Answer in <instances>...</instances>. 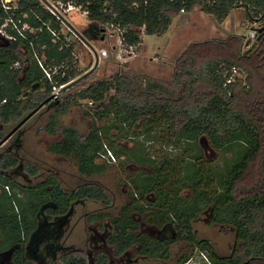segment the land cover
I'll use <instances>...</instances> for the list:
<instances>
[{
    "label": "trees",
    "instance_id": "trees-1",
    "mask_svg": "<svg viewBox=\"0 0 264 264\" xmlns=\"http://www.w3.org/2000/svg\"><path fill=\"white\" fill-rule=\"evenodd\" d=\"M54 1L72 2L88 12L90 26L82 37L102 40L108 28H120L122 44L136 51L143 48V34H165L182 13L200 10L224 22L235 11L243 10L248 20L260 22V27L254 29L253 40L245 35H232L189 44L176 60L171 81L116 74L93 82L76 96L71 93L76 85L68 86L81 76L74 65V45L53 35V31H60L61 20L40 0H17V8L11 11H6L0 3V25L12 15L17 22L21 21L20 27L26 24L33 30L32 33L24 29L23 37L7 29L8 35L18 43L8 49L0 48V61L5 63L3 78L10 85L8 93L0 94V103L6 100L0 106V118L9 124L22 122L51 98L53 87L67 86L62 96L51 103L58 105V116L79 106L80 97L92 103L86 114L93 120V126L84 136L74 128L65 129L63 142L54 146L52 152L72 155L80 173L87 177L100 175L107 169L102 159L105 146L116 157L131 155L134 163L147 167L148 171L135 174L129 181L133 188L132 212L144 216L148 223L174 229L177 238L138 237V226L131 215L124 214L120 219L110 216L100 231L108 238L107 244L115 249L116 257L128 259V250L137 244L141 246V255L168 261L171 244L184 241L192 249L207 252L212 264H264V0ZM13 2L10 6H14ZM246 46L250 48L246 50ZM35 54L44 59L43 65L53 74L59 67L52 82L35 61ZM25 60L30 67L26 77L21 78L22 69L14 70L12 66ZM99 122L106 125L99 126ZM56 123L51 122L49 133L59 130ZM142 138V143L134 142V149H127V140ZM125 140L127 143H123ZM148 141L170 147L172 153L148 156L144 148ZM207 143L213 149L234 152L232 162L222 166L206 162L202 145ZM15 146L20 149L21 141H16ZM238 153L239 157L235 158ZM9 162L13 167L17 164L14 157ZM29 170L34 176L39 171L36 167ZM6 184L13 188L12 195L6 193L10 211L16 209L15 203L21 210L9 214L0 198V232L11 245L23 243L24 235L26 241L33 239L30 248H35L37 242L45 244V255L29 256L40 259L41 264H45L48 256H54L52 252L50 255L51 226L57 232V250H66L59 241L73 206L85 200L111 203L103 188L95 184L65 191L50 179L47 185L52 190L30 188L25 191L23 202L14 190L15 182L10 180ZM150 192L157 201L154 213L145 215L146 196ZM208 210L216 224L232 227L236 233L229 256L219 255L211 241L196 236L194 220ZM93 219L96 221L101 216ZM91 241L96 243L95 250L100 248L97 234ZM189 255H183L178 262H185ZM19 260V264H34L22 257ZM63 261L64 264H117L102 253L94 257L93 251L85 256L70 253L64 255Z\"/></svg>",
    "mask_w": 264,
    "mask_h": 264
},
{
    "label": "rangeland",
    "instance_id": "rangeland-1",
    "mask_svg": "<svg viewBox=\"0 0 264 264\" xmlns=\"http://www.w3.org/2000/svg\"><path fill=\"white\" fill-rule=\"evenodd\" d=\"M46 1L40 2L48 11L57 10L63 15L65 24L62 23L57 37H61L62 42L66 41L68 45H74V65L81 73L80 77L88 74L85 79L75 84L76 86L71 91L72 95L76 96L93 82L113 77L116 74L130 73L135 76L138 75L142 80L156 82L171 81L174 76L176 60L189 44L211 39H226L232 35H245L248 39L251 30L260 27V22L248 20L243 10L235 11L224 22H220L215 16L197 10L192 13H182L184 16H180L172 28H169L161 36L143 34V48L141 51H136V49L126 48L122 44L120 34L111 28L107 29L102 40L93 41L82 37L83 32L90 26L88 16H85L83 11L80 10H74L71 14L65 13L54 0ZM13 5H17V0H14ZM20 28L22 31L30 29L26 28V25ZM30 31L33 33L32 29ZM57 40L59 41V39ZM249 48L250 46L245 47L246 50ZM43 61L44 59H42V63ZM46 70L50 71L49 68H46ZM57 70H59V67L53 70V75L57 73ZM44 75L46 76L45 73ZM78 98L80 105L72 107L66 115L61 116L59 124L61 128L72 127L81 135H85L93 126V120L86 114L87 111L91 110L92 103L80 97ZM43 111L45 112H42L44 113L42 116L39 115L38 118L31 119L32 122L24 126L26 135L24 137V149L20 154L22 163L24 165H34L42 173L49 170L56 172L66 190H72L85 183L99 185L111 201L109 207L102 202L91 200H85L74 207V213L65 229L61 242L64 247L75 250L74 253L85 256L89 251H95L93 246H96V243H93L91 238L101 230L102 223L108 217L119 214L127 199L123 187L138 172L129 173L127 171L126 165L129 162L134 163V160L131 155H126L116 157V161L111 164L103 159L106 166H108L104 173L90 178L82 177L74 160L69 158L64 162H59L58 158L48 154L46 149H43V142L39 143L38 139L43 132V125L49 118L50 113H54V108H45ZM105 125L106 123L99 122V126ZM12 127L13 124L9 126V130ZM142 140L144 139L127 140L128 143L125 140L123 143H127V149L131 150L135 148L136 144L134 142L142 143ZM144 148L148 156L158 157L160 154L167 156V154L172 153L170 147L161 146L157 141H148ZM214 151V154L209 151L211 157L208 160L205 159L206 162L212 163L213 166H222L226 162H232L234 152H224L216 149ZM237 156L239 157V153L235 155V158H238ZM33 179L34 182L40 180ZM19 180L22 182V179ZM97 215H100L101 219L95 221L93 218ZM210 218V213L206 211L196 218L194 221L196 236L199 240L211 241L219 255L229 256L236 242V233L232 227L216 225ZM102 244V242H98L97 246ZM179 249L180 251H178ZM103 250L109 257L114 253L112 247L105 246L102 250L100 249V252H104ZM172 250V259L166 263L161 259L139 258L133 264H174L182 254H193L197 251V249H192L187 244H179L174 246ZM133 255L136 256L135 251H133ZM63 260L64 256L60 254L58 259L50 262V264H64Z\"/></svg>",
    "mask_w": 264,
    "mask_h": 264
},
{
    "label": "flooded vegetation",
    "instance_id": "flooded-vegetation-1",
    "mask_svg": "<svg viewBox=\"0 0 264 264\" xmlns=\"http://www.w3.org/2000/svg\"><path fill=\"white\" fill-rule=\"evenodd\" d=\"M18 43V41L16 39H6L4 37L1 36L0 34V48L4 47V48H9L13 45H16ZM24 45H21V48H23ZM29 59V58H28ZM26 59V60H28ZM35 61L38 63V65L41 67L43 73H45L44 71L46 70L43 63H42V59L40 56H38L37 54H35L34 57ZM20 61V62H16L13 64L12 68L14 70H20L22 69L23 73L21 75V78H25L26 77V72L27 69L30 67L28 61ZM4 66L5 63L4 61H0V94H6L8 93V91L10 90V85L8 84V82L5 81V79L3 78L4 76ZM48 79V78H47ZM48 81H50L48 79ZM52 82V81H50ZM46 84V83H45ZM45 90L47 91V87L45 85ZM65 91V89H61L59 97L58 98H54V87L52 88V92L51 94H49V96L51 98H49L50 101H56L58 100L63 92ZM29 93V92H28ZM25 97H22V100H24ZM48 100V102H49ZM6 104V100L2 101L0 103V106L3 107ZM43 108V106H42ZM41 108V109H42ZM40 109V110H41ZM39 110V111H40ZM38 111V112H39ZM21 123V121H17V122H13L11 124L6 123L3 121V119L0 118V198L3 200L2 203L4 205V208L6 209V211L9 214H14V212L16 213H20L21 208L18 207V204L15 203L17 205L16 209L12 211H10V206L8 205V198H7V194L12 195V191L13 188L11 189V187L6 184L7 181L12 180L13 182H15V188L14 190L17 191L18 193V199H20L22 202L26 201V195H25V191L28 190L27 187V182H32V180H30L29 176H31L30 174H28L25 171L24 168V164L21 161L20 158V154L24 149V133H25V128L24 126L27 124V122L25 124H23L22 126H20L15 132L14 134L7 140L4 141L7 136L12 133ZM13 124V127L11 130H9V126ZM4 141V142H3ZM16 141H21V148L20 149H16L15 143ZM203 151H204V156L205 159H210L211 155H209V151H212L209 145V143L203 144L202 145ZM213 153L215 152L214 150L212 151ZM212 153V154H213ZM10 157H14L17 160V164L13 167L10 166ZM103 159V158H102ZM105 160V159H104ZM119 160V159H118ZM107 161V160H106ZM108 162V161H107ZM112 162H109V164H111ZM108 168V166H107ZM126 169L129 173L131 172H143V171H148L147 167L144 165H137L136 163H131L129 162V164L126 165ZM39 170V169H38ZM38 176H32L31 179L33 178H37ZM132 178V177H131ZM22 179V182L19 180ZM130 180H128V183H126V185H124L123 187V191L125 190L126 192H124L126 194V202L125 204L121 207L120 212L117 216H113L114 219H120L123 217L124 214H129L132 216V218L135 219V222L138 226V230L136 231V236H141L144 235L145 237H149L152 239H157V240H163V237H169L170 239H176L177 238V233L171 229H168L167 225H155V224H151L148 223L146 218L138 213L132 212V206H133V200L130 197L131 196V192H132V185L131 183H129ZM37 187V186H36ZM23 188V189H21ZM24 190V191H23ZM152 197V199L150 198ZM146 200L148 201L145 204V215L148 214H153L154 213V204L156 203V196L154 195L153 192H150L147 194L146 196ZM20 202V201H19ZM5 204H7V206H5ZM105 205V204H104ZM109 205H105V206H110ZM20 208V209H19ZM72 214L70 216V218L72 217L73 213H74V206L71 210ZM210 213V219L213 221V214L212 212H210L209 210L206 211ZM69 218V221H70ZM55 220V217L52 218V220H50V222L53 223V221ZM105 220V219H104ZM69 221L68 223L63 226L62 230L65 232L66 227L69 225ZM108 221V218L105 220ZM195 221V220H194ZM55 222V221H54ZM214 222V221H213ZM215 223V222H214ZM216 224V223H215ZM219 225V224H216ZM224 227L223 225H219ZM51 231H53L52 233V238H51V249H50V255L51 252L54 253V256H48L46 258L45 264H50V262L52 261H56L58 259V256L60 254L67 255L70 253H74L75 250H73L72 248H68V247H64L62 244V239L59 241L60 245H62L63 248H65L66 250L63 251H58L57 250V232L54 230V226H51ZM174 232V233H173ZM99 238H100V242H102L103 244L100 246V248H98L97 250L94 251V257H97L98 254L102 253L103 255H105L109 260H115V262L117 264H127L126 261H128V259L131 261L129 264H133L137 259L139 258H149L148 256H144L140 254V250H141V246L140 245H134L131 249L128 250L129 253V257L122 259L121 257H116L113 253V255L111 257H109V255L104 251V252H100V249L102 250L105 246L111 247L107 244V237H104V232H97L96 233ZM173 234V235H172ZM5 234H1L0 232V264H19L18 261H20L19 259L22 257V260L27 259V261H31L34 264H41V260L40 259H30L29 256L32 255H36V253L39 254H43L45 255L46 250H45V244H40L37 242L35 248H30L29 243L32 242L33 243V239L29 238V241H26V238L23 236L22 240L23 243H17L16 245H11L9 241L5 240ZM202 240H206V239H202ZM212 243V242H211ZM179 244H187L188 243L184 242V241H175L173 244H171V248H170V253L171 250L174 246H177ZM213 245V243H212ZM190 246V245H189ZM94 249H96V246H93ZM214 247V246H213ZM113 248V247H112ZM233 249V248H232ZM113 250L115 251V249L113 248ZM215 250V247H214ZM133 251H135L136 256L133 255ZM173 251V250H172ZM180 251V249L178 250ZM216 251V250H215ZM232 252V250H231ZM230 252V254H231ZM98 253V254H97ZM179 253V252H178ZM217 253V252H216ZM194 254V253H193ZM192 254V255H193ZM172 255V254H171ZM172 258V257H171ZM170 258V259H171ZM163 262H167L166 260H162ZM169 261V260H168Z\"/></svg>",
    "mask_w": 264,
    "mask_h": 264
},
{
    "label": "crops",
    "instance_id": "crops-1",
    "mask_svg": "<svg viewBox=\"0 0 264 264\" xmlns=\"http://www.w3.org/2000/svg\"><path fill=\"white\" fill-rule=\"evenodd\" d=\"M234 14V13H233ZM232 14V15H233ZM181 16H184L183 14L181 15ZM178 21V19L177 20H175L174 22H173V24H175L176 22ZM173 24L171 25V27L170 28H172V26H173ZM52 102H54V101H49V102H47L44 106H43V108L39 111V112H37L33 117H31L29 120H33L34 118H36L37 116H42V114H44V113H42V112H45V111H43V110H45V108H54V113H50V115H49V118L47 119V121L44 123V125H43V128H42V130H43V132L41 133V135L39 136V139H38V141H39V143H41V142H43L44 143V146H43V149L45 150L46 149V151L48 152V154H51V155H54L56 158H58L57 160L59 161V162H64V161H66L67 159H69V158H71L72 160H74L75 162H76V164H77V167H78V171H79V166H78V163H77V161L74 159V157L72 156V155H69V156H67V155H62V154H56V153H53L52 152V148L54 147V146H56V145H59V144H61L62 142H63V140H64V135H63V131L65 130V129H69V128H72V127H67V128H61V126H60V124H59V119H60V117L58 116V112H59V108H58V105H56V106H52ZM38 118V117H37ZM29 120L27 121V124H29V123H31L32 122V120L29 122ZM52 121H54L55 123H56V125L58 126V131L55 133V134H52V133H49V125L51 124V122ZM25 133H26V130H25ZM24 133V137H25V134ZM88 133V132H87ZM86 133V134H87ZM85 134V135H86ZM82 136H84V135H82ZM45 147V148H44ZM31 167H34V165H29V164H25L24 165V168H25V171L28 173V174H30L31 176H29V178H30V180H32V182H27V189L28 190H30V188L31 189H36V188H38V189H40L41 191L42 190H52L53 189V187L52 186H50V185H47V182H48V180H55V181H57L58 183H59V185L61 186V188L62 189H64L65 191H73V190H75L76 188H74V189H72V190H66V188H64L63 187V185L61 184V182H60V180H59V177H58V174L56 173V172H54V171H52V170H49L48 172H46V173H42V172H40V171H38V174L37 175H35V176H38L37 177V179H40L39 181H36V182H34V179H31L32 178V176H34L31 172H30V170H29V168H31ZM37 168V167H36ZM38 169V168H37ZM79 173H80V171H79ZM80 175L82 176V177H85V178H90V177H87V176H84V175H82L81 173H80ZM95 176V175H94ZM85 184H89V183H85ZM85 184H82V185H80V186H78L77 188H79V187H81V186H83V185H85ZM37 186V187H36ZM87 201H90V200H87ZM75 207V206H74ZM101 232H103V231H101ZM101 241V240H100ZM183 255H185V254H182L179 258H178V260L174 263V264H178V263H180V262H178L179 261V259L180 258H182V256ZM192 254H190L189 255V257L191 256ZM172 256V255H171ZM172 259V258H171Z\"/></svg>",
    "mask_w": 264,
    "mask_h": 264
},
{
    "label": "built area",
    "instance_id": "built-area-1",
    "mask_svg": "<svg viewBox=\"0 0 264 264\" xmlns=\"http://www.w3.org/2000/svg\"><path fill=\"white\" fill-rule=\"evenodd\" d=\"M40 1L47 2L46 0H40ZM11 2H12V0H0V3L3 4V7H4V9L6 11H11V10L17 8L16 6H10ZM57 3L61 6V8L64 10L65 13H70L71 14V13H73L74 10L83 11L82 7L77 6L74 3H72V2H69L67 4L63 3V2H57ZM51 12H52V14L54 16H56L58 19H60L63 24H65V22L63 20L64 19L63 15H61V13L59 11L51 10ZM83 14L85 16H88V12L87 11H83ZM20 23H21V21L17 22L15 20V18L11 15L9 18H7L5 20L4 24L0 25V34H1V36L6 38V39L12 40L13 39L12 36H9L8 32H7V29L11 28L13 31H16L17 33H19L21 36L24 37L23 31L21 30V28L19 26ZM26 28H29V26L26 25ZM111 29H113V28H111ZM114 30H116L121 35L122 29L116 28ZM53 35L57 36V33L55 31H53ZM255 35H256V31L255 30H253V31L251 30L249 38L250 39H252V38L254 39ZM44 72L46 74V78H48L50 81H53V73L51 71H47V70H45ZM236 73H237V70L234 69L233 70V74H236ZM230 81L231 80H229L228 82H230ZM63 87L64 86L54 87V92H53L54 93V98H58L59 97L60 91H61V89ZM105 150H106V154H102V158L107 160L108 162H115L116 161V156L114 155V153L107 146H105ZM178 264H212V262H211V259H210L209 255L207 254V252L201 251V250H197L185 262H181V263H178Z\"/></svg>",
    "mask_w": 264,
    "mask_h": 264
},
{
    "label": "water",
    "instance_id": "water-1",
    "mask_svg": "<svg viewBox=\"0 0 264 264\" xmlns=\"http://www.w3.org/2000/svg\"><path fill=\"white\" fill-rule=\"evenodd\" d=\"M97 62H98V60H97ZM88 76V74L87 75H85V76H83V77H80V78H78L77 80H75V81H73L71 84H69L68 86H72V85H74V84H77L78 82H80V81H82L83 79H85L86 77ZM67 87V86H66ZM66 87H63V89H66ZM51 100V99H50ZM49 100V101H50ZM48 101H45L41 106H44L46 103H47ZM39 111V109H36V110H34L32 113H30L27 117H26V119L25 120H23L20 124H19V126L12 132V133H10L8 136H7V138L4 140V141H7L13 134H14V132L20 127V126H22L23 124H25L31 117H33L37 112ZM3 141V142H4ZM211 150L213 151L214 149L213 148H211ZM214 154V153H213ZM213 157H215V156H213ZM212 157V158H213Z\"/></svg>",
    "mask_w": 264,
    "mask_h": 264
}]
</instances>
